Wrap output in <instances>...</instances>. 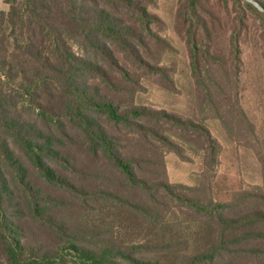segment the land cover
<instances>
[{
	"label": "trees",
	"instance_id": "obj_1",
	"mask_svg": "<svg viewBox=\"0 0 264 264\" xmlns=\"http://www.w3.org/2000/svg\"><path fill=\"white\" fill-rule=\"evenodd\" d=\"M145 1L4 0L0 264H264V207L215 203L161 180L167 148L178 149L167 127L199 132L211 149L215 141L201 124L134 103L141 81L132 69H154L144 50L164 43ZM178 16L193 57L207 47L225 72L239 59L246 20L264 31V0H179ZM223 34L228 58L218 56ZM122 211L151 229L183 216L198 225L197 248L189 252L186 239L125 247L114 227L82 220ZM163 251L172 255L160 258Z\"/></svg>",
	"mask_w": 264,
	"mask_h": 264
},
{
	"label": "rangeland",
	"instance_id": "obj_2",
	"mask_svg": "<svg viewBox=\"0 0 264 264\" xmlns=\"http://www.w3.org/2000/svg\"><path fill=\"white\" fill-rule=\"evenodd\" d=\"M145 3L148 11L156 17L152 30L164 43L151 40L148 50H144L145 61L154 69L138 66L132 69L133 76L141 81V87L135 88L134 103L152 110H165L201 124L215 141L211 149L206 137L199 132L197 135L175 125L167 127V135L178 149L167 148L165 173L161 180L184 194L190 193L178 186L197 188L204 199L215 203L233 205L245 198V202L254 203L252 207L263 208V29L258 22L246 20L247 27L241 30L239 59H228L224 68L225 72L229 69L226 73L228 81L225 72L219 69V62L207 54V47L198 49V58L193 57L186 41V27L178 16L179 0H148ZM223 14L224 21H227L229 13ZM227 36L223 34L221 38L218 55L225 58L231 50ZM158 68L163 69V73ZM211 81L217 83L219 89ZM201 82L206 83L205 87ZM122 98L132 101L127 94ZM193 134H196L194 138ZM213 157L215 162L211 161ZM113 212L110 210L108 216H113ZM120 213L121 216L115 219L86 215L82 220L97 222L102 229L114 227L118 243L125 247L162 246L186 239L190 241L189 252L197 248L198 225L186 223L183 216L170 217L166 226L151 229L133 213ZM149 254L154 257L153 253ZM158 254L160 258H169L172 252Z\"/></svg>",
	"mask_w": 264,
	"mask_h": 264
},
{
	"label": "crops",
	"instance_id": "obj_3",
	"mask_svg": "<svg viewBox=\"0 0 264 264\" xmlns=\"http://www.w3.org/2000/svg\"><path fill=\"white\" fill-rule=\"evenodd\" d=\"M4 4H3V3ZM9 9V6L4 2V0H0V10H4V11H6V10H8Z\"/></svg>",
	"mask_w": 264,
	"mask_h": 264
}]
</instances>
